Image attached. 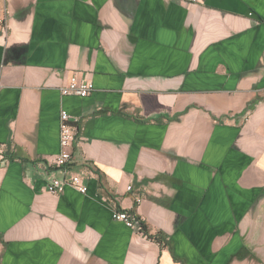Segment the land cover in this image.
Masks as SVG:
<instances>
[{
    "label": "crops",
    "instance_id": "crops-1",
    "mask_svg": "<svg viewBox=\"0 0 264 264\" xmlns=\"http://www.w3.org/2000/svg\"><path fill=\"white\" fill-rule=\"evenodd\" d=\"M196 2L0 0V264H264V0Z\"/></svg>",
    "mask_w": 264,
    "mask_h": 264
},
{
    "label": "built area",
    "instance_id": "built-area-1",
    "mask_svg": "<svg viewBox=\"0 0 264 264\" xmlns=\"http://www.w3.org/2000/svg\"><path fill=\"white\" fill-rule=\"evenodd\" d=\"M186 2H190L192 4L197 3L196 0H183ZM2 24V21H0ZM94 87L92 82L90 81H81L76 79V77H72L69 83L60 89V94L62 96L68 95H75L78 98H85L89 94L93 93ZM76 121H72L70 116L65 112L61 111L60 113V126H59V134H60V156L56 159V163L58 167L66 168L72 159V155L70 152L71 143L75 139L74 134V126ZM73 187H75L79 193L84 194L87 191V187L81 184V180L77 176H72L70 178V182ZM65 185V181H57V179L52 180L47 185V192L49 194H58L59 192L63 191V186ZM113 219L116 221H120L124 223L126 227L133 228L134 225L137 224L139 227V232L141 233L142 229H140L141 223L134 219L130 214L127 212L115 211L113 212Z\"/></svg>",
    "mask_w": 264,
    "mask_h": 264
},
{
    "label": "trees",
    "instance_id": "trees-1",
    "mask_svg": "<svg viewBox=\"0 0 264 264\" xmlns=\"http://www.w3.org/2000/svg\"><path fill=\"white\" fill-rule=\"evenodd\" d=\"M140 229L144 230V228L142 227V225H140ZM148 238H151V237L148 236ZM154 240L157 241V242H161L159 237L154 238Z\"/></svg>",
    "mask_w": 264,
    "mask_h": 264
},
{
    "label": "rangeland",
    "instance_id": "rangeland-1",
    "mask_svg": "<svg viewBox=\"0 0 264 264\" xmlns=\"http://www.w3.org/2000/svg\"><path fill=\"white\" fill-rule=\"evenodd\" d=\"M2 8H1V4H0V21L2 20L1 17H2ZM1 25V24H0Z\"/></svg>",
    "mask_w": 264,
    "mask_h": 264
}]
</instances>
